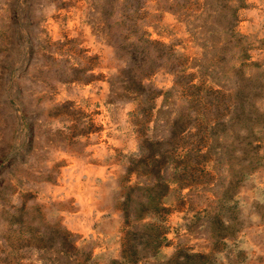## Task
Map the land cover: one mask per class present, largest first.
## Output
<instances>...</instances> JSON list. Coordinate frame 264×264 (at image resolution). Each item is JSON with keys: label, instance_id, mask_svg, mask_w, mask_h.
Segmentation results:
<instances>
[{"label": "rangeland", "instance_id": "374dc122", "mask_svg": "<svg viewBox=\"0 0 264 264\" xmlns=\"http://www.w3.org/2000/svg\"><path fill=\"white\" fill-rule=\"evenodd\" d=\"M0 264H264V0H0Z\"/></svg>", "mask_w": 264, "mask_h": 264}]
</instances>
